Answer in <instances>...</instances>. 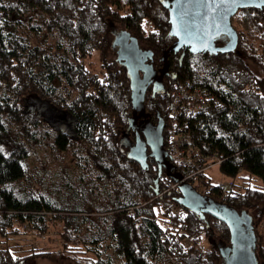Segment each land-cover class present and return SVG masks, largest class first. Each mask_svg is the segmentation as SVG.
<instances>
[{
	"label": "trees",
	"instance_id": "obj_1",
	"mask_svg": "<svg viewBox=\"0 0 264 264\" xmlns=\"http://www.w3.org/2000/svg\"><path fill=\"white\" fill-rule=\"evenodd\" d=\"M164 2L0 0V238L7 244L0 247V264L56 254L33 246L49 223H59L63 242L53 246L73 264H219L221 251L226 254L225 223L206 215V226L178 203L175 181L163 170L158 177L154 160L143 170L123 148L130 85L125 63L107 58L109 30L119 22L160 67L173 42ZM231 23L236 50L170 53V73L154 96L146 91L144 106L153 122L162 120L165 149L182 133L198 155L222 158L220 171L239 192L224 195L201 174L212 186L206 197L249 217L254 211L264 264V9L238 10ZM185 81L198 88L205 106L173 119L170 92ZM33 98L67 112L73 132L54 130L25 108ZM103 114L114 118L106 136L99 135ZM28 235L29 255L8 246L7 239Z\"/></svg>",
	"mask_w": 264,
	"mask_h": 264
},
{
	"label": "water",
	"instance_id": "obj_2",
	"mask_svg": "<svg viewBox=\"0 0 264 264\" xmlns=\"http://www.w3.org/2000/svg\"><path fill=\"white\" fill-rule=\"evenodd\" d=\"M164 1L169 17L168 35L175 40L163 51L160 58L161 68H154L152 52L139 48L138 41L134 40L129 32H123L117 40L121 43L120 52L125 56L123 63L126 66L130 85L129 96L132 112L126 131L128 132L132 123H135L134 127L141 133L140 138H134L133 145L130 147L131 151L128 153L143 170L148 167L147 159L151 158L157 165L158 177L165 171L166 176L179 183L178 203L190 212L197 214L206 223V226L209 225L205 218L206 215L225 223L230 244L226 254L223 252L225 256L221 254L222 258L225 257V264H257V256L254 251V225L247 212L234 211L225 202L214 201L198 193L188 182L181 181V173L175 170L171 157L163 146L162 120L159 119L154 124L150 121L144 101L149 86H151L152 96L162 89L163 78L169 75L167 61L169 53L187 49L193 55L197 53L217 55V53L227 54V52L236 50L239 36L231 23L232 18L238 10L264 8V0ZM221 35L228 36V41L226 44L218 46L216 40ZM184 52L181 53L179 60L182 59ZM39 102L41 107H39L40 113L38 112L37 116H42L54 130L65 131L64 128L59 129L54 126L51 116L54 121L64 123L68 113L50 107L46 100H38Z\"/></svg>",
	"mask_w": 264,
	"mask_h": 264
},
{
	"label": "built area",
	"instance_id": "obj_3",
	"mask_svg": "<svg viewBox=\"0 0 264 264\" xmlns=\"http://www.w3.org/2000/svg\"><path fill=\"white\" fill-rule=\"evenodd\" d=\"M170 94L171 107L169 116L173 119L180 115H192L205 106L198 88H193L187 81L176 84ZM174 137L175 138L169 140L166 150L171 157V162L175 170L181 173V181L188 182L198 193L206 196L208 191H211L212 186L208 185L206 180L201 177V174H205L211 167H219L222 158L220 159L216 153L198 155L197 148L189 141L185 143L182 142V133H177ZM178 185L179 183L175 182L171 187L179 192ZM219 188L223 191L224 195H228L230 191H232V194H234V191L239 192L234 186V181L230 179L222 180V182L219 183ZM29 227V221L23 224L24 230L28 231ZM53 235L55 234H53L50 228H47V232L40 234L39 237L46 241ZM37 248L38 247L35 245L34 249Z\"/></svg>",
	"mask_w": 264,
	"mask_h": 264
},
{
	"label": "rangeland",
	"instance_id": "obj_4",
	"mask_svg": "<svg viewBox=\"0 0 264 264\" xmlns=\"http://www.w3.org/2000/svg\"><path fill=\"white\" fill-rule=\"evenodd\" d=\"M109 34H108V55H107V58L109 60H114V59H117L118 60V45H117V42L115 41L116 37L120 34H122L123 32H125L126 30L122 27V25L119 23V22H114L112 23L111 25V28L109 30ZM127 32V31H126ZM138 46L139 48L141 49H146V45L145 43H143L142 41H139L138 42ZM92 69L97 72L100 70V64L99 62L97 61V57H94L92 59ZM252 68L255 70V72L257 74H260L258 71H257V68H255L253 65H252ZM40 101V100H39ZM24 103V107L26 106L27 107V104L25 103V101L23 102ZM34 104H31V107L33 106ZM25 107V108H26ZM101 119H102V123L100 125V131H99V135L102 134L104 136H106L111 124L114 122V118L112 117V115L110 114H103L101 116ZM74 122L75 120H73L72 117H70V115H67L66 116V119H65V122H64V130L69 132V133H72V127L74 125ZM69 125V127L66 128V126ZM128 140L131 141V143L129 144H126L125 146H123V148L129 152L131 151L130 150V146L133 145V142L134 141L133 139H131L130 137L127 138ZM205 175L207 177L206 180L210 179V182L214 183V184H219L222 182V180H226V177L221 173L220 171V168L217 167V166H214V167H211L210 170H207L205 172ZM172 186V185H171ZM172 188V187H171ZM239 212H242V211H239ZM250 215H251V221L252 223H254L253 221V214H254V211L253 210H249L248 212ZM48 228H50V230L53 232V238H50V240H46L44 241L43 239H41L40 237H36L35 239H33L32 241L34 242L33 243V246L35 247V245L39 248L40 246H46L48 249H51L52 251L56 250V254H53L51 255L50 257H43V256H40V257H33L31 259H29L28 263L27 264H73L72 262H70L68 259L64 258V257H61L62 253L58 251V248H55L53 246V244H57V245H61L62 244V240L57 238V234H58V231H59V223H57V225L54 223V225L52 223H49V226ZM262 242L264 243V223L262 225ZM30 237L29 235L28 236H21V237H12L10 239H7L6 241L8 242V246H10V248L15 252H18V250H22L21 251V254H26V255H29V253H31V251L29 250V245L26 244L28 243L30 240ZM3 240L0 238V247L1 248H5V246L7 245L6 243L2 242ZM254 251H255V254L257 256V261L258 263L257 264H260L259 262H262V259L261 257L259 256L258 254V245H257V241H256V238H255V241H254ZM26 244V246H25ZM206 240L203 241L202 243V246L200 247V250L202 252H204L206 250ZM28 245V246H27ZM222 254L224 255L223 251H221ZM18 255V254H17ZM225 256V255H224ZM223 256V258L221 259L220 263L219 264H225V257Z\"/></svg>",
	"mask_w": 264,
	"mask_h": 264
},
{
	"label": "flooded vegetation",
	"instance_id": "obj_5",
	"mask_svg": "<svg viewBox=\"0 0 264 264\" xmlns=\"http://www.w3.org/2000/svg\"><path fill=\"white\" fill-rule=\"evenodd\" d=\"M262 9H264V8H262ZM118 37H120L119 35L116 37V39H115V41L117 42V45H118V58H120V60L121 61H123L124 60V58H125V56H124V54H122L120 51H121V43L120 42H118L117 40H118ZM173 38V37H172ZM175 39L173 38V41H174ZM227 41H228V36H224V35H221V36H219V38L216 40V45H218V46H222V45H224V44H226L227 43ZM168 48V47H167ZM180 51H182V50H180ZM179 51V52H180ZM179 52H177V53H179ZM172 53V52H171ZM177 53H175V54H177ZM170 54V53H169ZM168 54V55H169ZM168 57V56H167ZM168 61V60H167ZM124 62V61H123ZM168 64H169V61H168ZM162 67V65L160 66V67H158V68H156V69H159V68H161ZM155 68V67H154ZM170 73V72H169ZM148 89H150V91H151V86H149V88ZM154 96V95H153ZM31 104H34L32 107H31ZM39 107H41V104H40V102L38 103V100H36V99H29V101L27 102V108L28 109H30L32 112L33 111H36V112H39L40 113V111H39ZM43 110H45V109H43ZM44 114V113H43ZM148 117H149V119H150V121L154 124V123H156V122H153L152 121V118H151V116H149V114H148ZM51 119H52V122H53V124H54V126L55 127H57V128H59V129H61V128H64V123H60V122H57V121H54V118L51 116ZM134 125H135V123H132V127H131V129H130V131H128V133H127V138H129V135H134V138L135 137H141V133L139 132V130L137 129V128H135L134 127ZM67 127H69V125H67L66 126V128ZM133 138V139H134ZM135 140V139H134ZM128 143L130 144L131 143V141L130 140H128ZM127 144V142H124L123 143V146H125ZM130 147H132V145L130 146Z\"/></svg>",
	"mask_w": 264,
	"mask_h": 264
}]
</instances>
